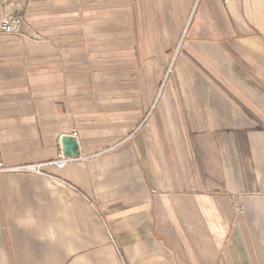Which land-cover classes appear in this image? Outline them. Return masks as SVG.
Listing matches in <instances>:
<instances>
[{
  "label": "crops",
  "instance_id": "obj_1",
  "mask_svg": "<svg viewBox=\"0 0 264 264\" xmlns=\"http://www.w3.org/2000/svg\"><path fill=\"white\" fill-rule=\"evenodd\" d=\"M5 15L0 264H264V0Z\"/></svg>",
  "mask_w": 264,
  "mask_h": 264
},
{
  "label": "built area",
  "instance_id": "obj_2",
  "mask_svg": "<svg viewBox=\"0 0 264 264\" xmlns=\"http://www.w3.org/2000/svg\"><path fill=\"white\" fill-rule=\"evenodd\" d=\"M21 24L22 20L19 17L5 15L0 19V35L5 36H18L21 37ZM71 158H61L55 162H50L47 164H29L19 167H7L2 159L0 152V173L4 172H33L41 173L42 167L46 165H55L57 168H63L67 162H70Z\"/></svg>",
  "mask_w": 264,
  "mask_h": 264
},
{
  "label": "water",
  "instance_id": "obj_3",
  "mask_svg": "<svg viewBox=\"0 0 264 264\" xmlns=\"http://www.w3.org/2000/svg\"><path fill=\"white\" fill-rule=\"evenodd\" d=\"M68 141H69V138H64L62 141L64 155L66 157H73V156L78 155V152L76 149V147H77L76 142L74 140L69 141V142ZM73 146H74V149L72 150Z\"/></svg>",
  "mask_w": 264,
  "mask_h": 264
}]
</instances>
